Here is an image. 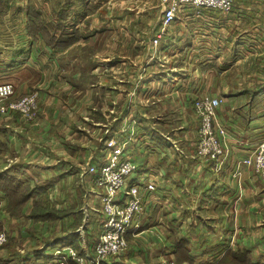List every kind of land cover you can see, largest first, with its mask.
<instances>
[{
  "label": "crops",
  "instance_id": "obj_1",
  "mask_svg": "<svg viewBox=\"0 0 264 264\" xmlns=\"http://www.w3.org/2000/svg\"><path fill=\"white\" fill-rule=\"evenodd\" d=\"M53 2L70 6L64 31L73 27L89 45L103 38L104 57L96 61L93 53L87 68L77 59L65 63L69 50L90 47L54 49L24 29L18 54L30 55L33 42L42 40L46 62L21 61L15 52L8 62L0 58V83H12L15 95H39L32 122L0 115V230L11 237L0 248V264H91L58 249L78 250L83 241L91 246L103 216L86 169L106 162L104 143L113 135L127 143V156L148 170L156 188L155 203L150 193L144 198L142 227L126 236L127 249L111 263L161 264L164 256L177 264H211L247 252L253 264H264V252L257 251L264 243V180L241 165L264 137V0H235L228 13L196 15L184 7L156 53L151 39L160 17L154 26L133 12L118 21L90 10L78 18L73 5L86 0ZM0 37H6L0 52L15 49H9V31ZM206 94L221 100L215 116L225 154L218 162L193 155L197 122L187 103ZM179 134L183 154L175 145Z\"/></svg>",
  "mask_w": 264,
  "mask_h": 264
},
{
  "label": "built area",
  "instance_id": "obj_2",
  "mask_svg": "<svg viewBox=\"0 0 264 264\" xmlns=\"http://www.w3.org/2000/svg\"><path fill=\"white\" fill-rule=\"evenodd\" d=\"M235 0H163L160 29L154 37L153 46L159 47V39L168 27L182 16L184 7H191L196 15L203 10H215L221 13L231 12ZM14 87L11 83H0V114L8 115L20 113L28 117L36 109L35 94H26L23 97H14ZM221 100L208 95H202L193 100V107L200 117L199 133L202 136L198 145V157L215 162L221 160L224 155L220 138L225 134L221 128H214V117ZM124 144H108L111 154L108 160L100 166H89L88 173L97 188L99 205L103 216L99 232L95 235L96 243L94 255L90 252L86 258L94 259L99 264V259L114 258L116 260L128 247L127 234H135L142 227L141 217L144 214V198L156 188L155 180L148 170L140 171L135 161L125 154ZM241 165L250 168L254 175L264 180V137L254 146L253 150L242 158ZM5 242V236L0 234V245ZM84 242V241H83ZM85 243V242H84ZM67 252H59L67 255L76 262H81L80 257L72 250V247H62ZM161 264H176L170 257H161ZM211 264H221L220 258L213 260Z\"/></svg>",
  "mask_w": 264,
  "mask_h": 264
},
{
  "label": "rangeland",
  "instance_id": "obj_3",
  "mask_svg": "<svg viewBox=\"0 0 264 264\" xmlns=\"http://www.w3.org/2000/svg\"><path fill=\"white\" fill-rule=\"evenodd\" d=\"M45 1H48L47 4L45 3ZM86 2H87V4L77 3L76 5H73L71 12L75 13V17L76 16L78 18L84 17V15H86V13L90 10L91 14H92L91 16H93V15L104 16L105 14H108V15L116 16L117 18L115 19V21L119 20L120 15H123L125 13L130 14L131 12H133L132 14H136V15L137 14L138 15L143 14V17L147 18L146 23L150 22L152 20V23H151L152 26L155 25V20L158 17H160V20H161V8L163 5V0H86ZM238 2H241V0H238ZM58 7L59 6L57 4H55L53 2V0H0V35H5L6 32L9 31V33H10L9 49L15 48V49L9 50L10 52H8L6 50L0 52L1 60L8 62V58H10V56L13 55L12 53L15 52V55L16 56L19 55L21 61L22 60L26 61V60L30 59L32 61H37V62H42V63L46 62V56H48V53L46 51L44 52V50L42 49L41 46L44 43L41 39H38V40H41L42 42L41 41H38V43L33 42L34 43L33 46H34V48L36 47V49L32 50L30 52V55H29V52H27V50L24 52H20L18 54V49L20 47L19 43H21L20 42V39H21L20 36L23 34L24 29H28V33H30L32 35V39L34 36L42 37L43 40L47 43V45H49L50 47H53L54 49L62 50V49H65L67 47H70L74 43L77 45L78 42H79L78 44H82L81 46H85V47L89 46L90 47L89 51L84 49V50H77V52L73 51V53H72V51L69 50L67 55H63V57H64L63 61L65 63H70L72 61L77 63V61H76V59H77L80 64H82L83 66H85V68H87L88 67L87 62H88V60H93V53H95V52L97 54L96 55V61H102L100 59H102V57H104V47H105L104 46L105 43H104L103 38H96V40L92 38L91 45H89L87 36L81 35V38H80V36L78 34L71 33L73 30L72 29L73 27L71 28L70 26H67L69 28V30L67 29L66 31H64L62 29V20L67 16L66 8H69L70 6H67V7L61 6L62 7L61 9L60 8L58 9ZM57 9H58V11H57ZM57 14H58V19L56 20ZM261 19H264V16H262ZM72 25H74V24H72ZM145 27L149 28L150 26L145 25L144 29H145ZM159 28H160V22L158 21V25H157L154 33L155 32L157 33V30H159ZM59 29L61 30V32L59 31L60 33L57 35V30H59ZM13 33L15 35H13ZM156 33H155V35H156ZM151 34H152V32H151ZM14 36H15V41H14L15 43L12 44ZM153 40H154V37L151 39V48H152V51L156 53L158 50V47L153 46ZM2 42L3 43L6 42V37H0V44ZM112 42L113 41L110 38H108V41L106 42L107 46L110 47ZM114 42H116V41H114ZM22 43L26 44V41L23 40ZM45 53H47V54H45ZM54 56L55 55L53 54L49 58H47L48 70L50 72V74L48 75V78L51 77L52 70H54V68H55V63L53 62ZM44 66H46V65H44ZM108 77H110V76H108ZM98 78L99 77L96 76L94 78V80L97 81ZM7 83H9V82H7ZM14 91H15V88H14ZM26 94H35L36 103H37L36 109H34L28 117H24L20 113H12V114H8V115H1L0 114V115L4 116V117H11L13 115H18L26 123L32 122L34 120L35 113L39 109V107H38L39 95H38L37 91L32 90V91H29L28 93H25V94L15 95V93H14V97L20 98ZM193 100L192 101L190 100L191 102L187 103L188 107L193 110L195 121L197 122L196 132L191 133V141L194 142V154H193L194 157L201 160V158H199L198 154H197L198 145L200 146V143L202 140V136L199 133L201 120H200V117L198 116V114L196 112V109L193 107ZM215 114H216V112H215ZM218 127L219 126L216 123V116H215L214 117L215 131H217ZM194 131H195V129H194ZM168 134L170 135L171 131ZM104 135L105 136L109 135V132L107 131ZM106 137H108V136H106ZM182 138H183L182 135L179 134L176 137V141H175L176 142L175 145L177 146V148H178L177 151L179 153L182 152V148L179 145V142H180V140H182ZM219 141L221 142L223 152L225 154V149H224V146L222 144L221 139ZM111 142H114L115 145L124 144L123 142H119L114 135L109 137L108 139L105 140V143H104L105 149L108 150L109 154H111L112 150L108 149L109 148L108 144ZM126 144L124 145V151H125L126 155H129L128 148H127L128 145H126ZM181 154H183V153H181ZM107 160H108V158H107ZM204 160L207 161L209 159H204ZM209 161H212V160H209ZM212 162H215V161H212ZM91 166L97 167L96 165H91ZM88 167L89 166H87V169H86L87 173H88ZM90 181H91L92 186L96 192V197H97L98 202H99V197L97 194L101 193L102 190L100 188H97L95 186V184L92 182L91 175H90ZM149 198H150V200H149L150 203H152V202L155 203V198L152 196L151 193L149 194ZM157 203H158V201H157ZM0 209H1V207H0ZM99 209L101 212L100 205H99ZM100 221L101 220H99L98 222H100ZM100 227H101L100 225H98V227H96V230L94 232L95 235L99 232ZM0 234H3L5 236V242L2 245H0V248H2L8 244L9 240H11V237L9 236V234L5 230H0ZM134 235H136V233L133 234L132 236H134ZM21 237H24V236H21ZM28 240H32V239H28ZM81 240H83V239H81ZM91 240H92V242L90 243L91 244L90 247L87 244H85L84 242L80 243V247L78 248V250L72 246L71 247H72V250L76 253V255L80 257L81 261H86L88 263L95 264L93 262H94V259L97 260L96 257L95 258L91 257V259H88L85 257V255L88 254V252H90L91 255H94L96 237L93 236L91 238ZM127 242H129V241L127 240ZM261 244H264L262 240H261V243L259 242V244L257 245V247H259L257 249L259 255H260V253L264 252V245H261ZM65 247H68V246H65ZM63 251L67 252L68 250L58 249V252H63ZM179 259H180V256H179ZM181 259L186 260L183 257V255H181ZM233 259H234V262H232V264H246L244 262L245 261V255L242 253H238L237 256L233 257ZM110 260L114 261V258L99 259L98 261H99V264H105V263L115 264V262L111 263ZM186 261H188V260H186Z\"/></svg>",
  "mask_w": 264,
  "mask_h": 264
},
{
  "label": "trees",
  "instance_id": "obj_4",
  "mask_svg": "<svg viewBox=\"0 0 264 264\" xmlns=\"http://www.w3.org/2000/svg\"><path fill=\"white\" fill-rule=\"evenodd\" d=\"M237 254L238 253H233V252H230L229 254H228V256L227 257H225L224 258V256H225V254L221 257V259H220V263L221 264H226V263H229V264H232V262H234V259H233V257L234 256H237ZM242 254H244L245 255V263L246 264H253V261L251 260V257L247 254V252H243ZM175 263H176V261H175ZM115 264H117L116 262H115ZM177 264V263H176Z\"/></svg>",
  "mask_w": 264,
  "mask_h": 264
}]
</instances>
